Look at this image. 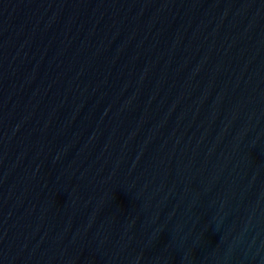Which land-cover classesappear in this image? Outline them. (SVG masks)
I'll return each mask as SVG.
<instances>
[{"label": "water", "instance_id": "obj_1", "mask_svg": "<svg viewBox=\"0 0 264 264\" xmlns=\"http://www.w3.org/2000/svg\"><path fill=\"white\" fill-rule=\"evenodd\" d=\"M0 264H264V0H0Z\"/></svg>", "mask_w": 264, "mask_h": 264}]
</instances>
